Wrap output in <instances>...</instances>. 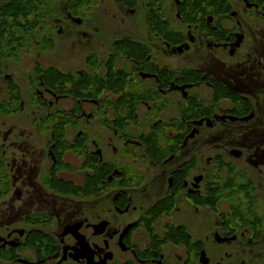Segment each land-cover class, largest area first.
I'll return each mask as SVG.
<instances>
[{"label":"flooded vegetation","instance_id":"af4514ba","mask_svg":"<svg viewBox=\"0 0 264 264\" xmlns=\"http://www.w3.org/2000/svg\"><path fill=\"white\" fill-rule=\"evenodd\" d=\"M117 5L0 36V264H264V45L230 0Z\"/></svg>","mask_w":264,"mask_h":264},{"label":"rangeland","instance_id":"374dc122","mask_svg":"<svg viewBox=\"0 0 264 264\" xmlns=\"http://www.w3.org/2000/svg\"><path fill=\"white\" fill-rule=\"evenodd\" d=\"M77 1L78 0H41L38 4L32 3L31 5H29V8H30L29 11H35L36 12V10H38L40 8V6L43 4H45V6H48V8L51 9V5H55L56 3H60V2H62V3H65V2L75 3ZM94 2H96V3L98 2L99 6L96 9V11H94L92 13V15L88 16V17H90V19H93V21H96L95 24H99L100 26L103 25L105 30L116 29L117 26L119 25V24L117 25L116 20H119L121 18L128 20V23L131 25L134 24V22L131 21L132 19L139 18V16H130V15L126 14V11L121 9V7H119L117 5V0H94ZM230 2H232L234 4L235 10L239 13V19L243 21V23L245 25V31H246L247 35L249 36V41L245 44V48H244V50H242V54L250 53L255 49H260V47H262L264 45V41H260V40H258V38H259V36H264V25L253 21L252 18H250L249 16L241 14L242 9L239 7L237 0H230ZM41 10L45 11V10H43L42 7L40 8V11ZM121 10L124 11V13L122 12V14H121ZM174 13H175V11L172 10V17L174 15ZM23 20L25 21V18H23ZM0 21H2V19H0ZM15 28H16V34L18 35V32H17L18 27H15ZM107 33L110 35L115 34L114 31H108ZM104 34H106V32ZM33 44H35L34 43V37H31V42H28L26 44V50H33V48H34ZM188 57H189V60L194 61L192 64H195V61L197 59L195 57V55L194 54L192 55L190 53V55H188ZM234 63L235 62H231V61L226 62V64L228 66H234ZM229 69H233V67H230ZM230 141L234 145H237L238 142L242 143L245 140L242 138H234V139H230L229 141L223 140L222 142L218 143V148L222 149V150H226L229 147V145L231 146V144H232V143H230ZM254 141H255L254 139H251L249 142L254 143ZM227 144H229V145H227ZM210 148H211V146L209 144L206 146L205 145L203 146L204 151L205 150L207 151ZM219 153H221L220 150H219ZM214 156H215L214 154H211V155H209L207 153L204 154V158H208V157L213 158ZM243 162H245V157L241 161H239V163H243Z\"/></svg>","mask_w":264,"mask_h":264},{"label":"trees","instance_id":"16d2710c","mask_svg":"<svg viewBox=\"0 0 264 264\" xmlns=\"http://www.w3.org/2000/svg\"><path fill=\"white\" fill-rule=\"evenodd\" d=\"M41 0H0V36H5L6 34H16V28L21 27L20 19L34 18H45L39 13V9L35 11H29V5L32 3L38 4ZM29 33L34 30V26L31 23H27ZM15 30V33H14ZM17 35V34H16Z\"/></svg>","mask_w":264,"mask_h":264},{"label":"water","instance_id":"95a60500","mask_svg":"<svg viewBox=\"0 0 264 264\" xmlns=\"http://www.w3.org/2000/svg\"><path fill=\"white\" fill-rule=\"evenodd\" d=\"M249 7V6H248ZM239 44H237V46H238ZM202 124V122H198L197 123V125H201ZM236 156H238V154H236Z\"/></svg>","mask_w":264,"mask_h":264}]
</instances>
